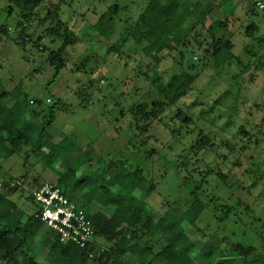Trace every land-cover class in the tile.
Here are the masks:
<instances>
[{
  "label": "rangeland",
  "instance_id": "374dc122",
  "mask_svg": "<svg viewBox=\"0 0 264 264\" xmlns=\"http://www.w3.org/2000/svg\"><path fill=\"white\" fill-rule=\"evenodd\" d=\"M195 3L201 6L199 18L208 17L207 26L230 21L228 31L218 35L231 40L232 52L224 51L213 60L203 50L211 42L209 38L203 42L209 37L206 32L201 37L204 48L193 45L182 50L183 58L180 53L168 56L147 51L144 40L139 47L130 33L148 0H0V27L9 30L8 37L0 38V86L8 92L16 91L12 103L41 100L46 102V111L58 100L64 103L47 131L51 142L69 155L68 162L59 168L75 171L70 181L42 166L30 167L22 182L25 161L14 157L0 160V183L10 181L13 186L34 192L36 188L30 182L38 178L40 185H56L72 203L92 212L90 186L106 190L105 183L98 182L100 176L111 179V190L115 191L119 178L140 170L133 180L146 177V181L136 194L141 197L154 186L149 206L157 211L156 217L167 209L164 201L178 204L174 214L179 217L190 201V190L182 186V179L187 177L183 164H189L190 171L196 170L192 182H202L201 198L217 196L236 210L223 224L211 213L202 215L186 232L188 237L201 254L207 255L224 238L255 246L254 256L238 264H264V9L257 6L264 5V0H196L187 5ZM50 4L58 5L59 20L78 39L67 47L66 66L58 76L48 57L62 47L63 39L48 35L56 24V20L47 19ZM115 7L118 10L111 11ZM104 16L112 18L111 26L96 27ZM252 24L259 31L248 37L245 32ZM22 30L24 44L18 41ZM182 71L196 77L187 95L141 133L138 127L144 123L136 120L131 109L162 100L145 74L161 75L165 81ZM93 80L98 82V90L91 100L83 102L78 91ZM182 116L190 118L191 123H184ZM44 121L41 116L34 126L27 123L25 134L29 136ZM201 134L216 147L197 155L194 146ZM85 155L90 161L79 163ZM111 161L116 165L108 171L106 166ZM31 163L35 164L34 158ZM217 173L228 175V183H235V187L223 186ZM83 179L87 182L81 184ZM26 198L22 193L4 191L0 214L6 199L17 203L21 218L33 214L37 205ZM221 215L222 211L216 212V216ZM32 227L41 235V246L54 235L41 221H35ZM179 230L182 232V228ZM0 262L14 264L5 262L2 254Z\"/></svg>",
  "mask_w": 264,
  "mask_h": 264
},
{
  "label": "trees",
  "instance_id": "16d2710c",
  "mask_svg": "<svg viewBox=\"0 0 264 264\" xmlns=\"http://www.w3.org/2000/svg\"><path fill=\"white\" fill-rule=\"evenodd\" d=\"M189 1L196 0H148L145 11L130 33L135 43L140 47L144 40L147 42V51L158 55L166 53L168 56L180 53L183 58L182 50L193 45L199 50L204 48L201 37L206 32L209 37H202L203 42L208 41L207 38L211 42L207 43L203 50L213 60L224 51L232 52L234 45L231 40L218 35L221 31H228L230 21L228 19L220 21L217 27L207 26L208 17L199 18L201 9L199 3L187 5ZM117 10V7L111 9ZM58 12V5L50 4L47 19L56 20V24L50 27L48 35L54 39H63L62 47L48 57L49 65L55 68L56 76L66 66L67 47L78 40L59 20ZM111 24L112 18L106 19L104 16L96 27L101 28L103 25L110 27ZM258 31V26L252 24L247 27L245 34L253 37ZM8 36L9 30L0 27V38ZM18 41L23 44L26 42L23 30L19 33ZM125 41L124 39L122 43ZM114 49L116 48L113 47ZM145 75L147 82L151 83L162 100L137 105L131 109L136 120L144 123L138 127L141 133L148 131L154 122L161 120L169 107L176 105L186 96L196 79L189 76L186 71L168 76L165 81L161 75L152 76L150 72ZM96 90L98 82L93 80L78 91V96L83 102L89 101ZM15 93V90L8 92L0 86V160L5 162L14 157H23L24 173L20 176L22 182L27 179L25 173L29 168L37 166H42L43 170L48 169L55 174L60 173L72 181L74 169L68 168L65 171V168H59V165L68 162L69 155L63 152L59 145L51 142V136L47 131L54 123L57 112L65 107L64 103L58 100L46 111V102L41 100H15L12 103ZM8 103L12 105L8 106ZM29 107H33V110L30 111ZM41 116L45 121L27 136L26 124L34 126V122ZM181 119L186 124L191 123L190 118L182 116ZM194 147L195 154L200 155L203 151H213L216 144L201 134ZM33 158L35 164L31 163ZM88 161L90 159L85 155L79 163L85 164ZM115 165L111 161L106 168L111 171ZM188 165L183 164L182 170L186 171L187 177L182 179V186L190 190V201L188 205H184L186 211L179 217L174 214L178 204L169 201H164L167 209L156 217L157 211L149 206L150 193L154 186L149 188V193L148 191L142 193L141 197L136 194L137 189L146 181V177L133 180L132 176H137L140 170L119 178L118 189L115 191L111 190V179L106 181L100 176L98 182H104L106 190L101 191V186L98 185L90 186V192L93 194L90 205L93 209L92 212L86 213L92 221L95 236L93 243L85 249L72 243L61 242L51 229L53 237L50 239L45 237L47 242L41 246L39 244L41 235L32 227L35 221H40L38 217L40 207L33 198V191L18 185L13 186L10 181L1 182L0 195L4 191L14 195L22 193L27 195V201L36 204L37 208L33 214L21 218L18 215L17 203L11 199L5 200L2 204L3 213L0 214V254L4 256L5 262L14 264H53L54 261L61 264H238L240 260L243 263L249 260L256 253L255 246L235 244L224 238L215 251L207 255L201 254V250L188 237L186 232L190 227L196 226L202 215L211 213L217 222L223 224L230 220V216L236 210L234 206L223 204L217 196L201 198L202 182H192L196 170L190 171ZM216 176L223 186L229 189L235 187V183H228V175L217 173ZM85 181L83 179L80 183L84 184ZM30 184L36 189L42 186L38 178L33 179ZM254 186L251 185V188ZM219 210L222 211V215L216 216ZM198 256H202V259H197ZM233 259L236 261L233 262Z\"/></svg>",
  "mask_w": 264,
  "mask_h": 264
},
{
  "label": "built area",
  "instance_id": "2783aa9c",
  "mask_svg": "<svg viewBox=\"0 0 264 264\" xmlns=\"http://www.w3.org/2000/svg\"><path fill=\"white\" fill-rule=\"evenodd\" d=\"M257 6L263 10L264 5ZM40 207L39 219L63 243H72L82 249L93 243L95 231L86 211L72 203L64 192L52 183H45L33 192Z\"/></svg>",
  "mask_w": 264,
  "mask_h": 264
}]
</instances>
